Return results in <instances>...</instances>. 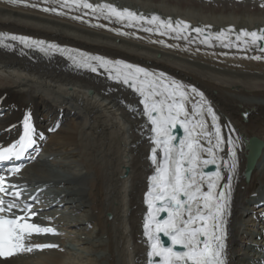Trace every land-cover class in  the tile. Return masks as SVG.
<instances>
[{
	"label": "bare ground",
	"instance_id": "6f19581e",
	"mask_svg": "<svg viewBox=\"0 0 264 264\" xmlns=\"http://www.w3.org/2000/svg\"><path fill=\"white\" fill-rule=\"evenodd\" d=\"M107 1L179 17L212 30L227 25L264 27L261 3ZM0 32L44 39L161 70L204 91L241 146L227 225L228 264L263 263L253 242L256 236L261 237L254 230L257 214L247 210L257 196H264V63L223 57L219 50L197 51L190 43L165 49L148 37L139 40L119 36L11 6L7 1H0ZM99 72H82L58 55L41 57L15 42L0 48V141L10 143L20 137L25 116H29L32 128L44 131L47 137L41 155L26 165L19 182L22 187L45 188L53 193L51 203L55 202V207L60 203L67 206L52 211L51 221L37 219L45 227L66 234V239H58L59 246L23 252L6 264H64L66 245L74 250L75 243L88 245L96 264L146 263L142 193L151 172L147 162L150 140L145 137L150 127L142 118L138 98ZM252 138L262 144L256 157H248L245 149ZM34 243L53 241L45 237Z\"/></svg>",
	"mask_w": 264,
	"mask_h": 264
},
{
	"label": "snow or ice",
	"instance_id": "6c2138e0",
	"mask_svg": "<svg viewBox=\"0 0 264 264\" xmlns=\"http://www.w3.org/2000/svg\"><path fill=\"white\" fill-rule=\"evenodd\" d=\"M13 6L39 7V3H29V0H7ZM45 4L59 5L44 7L45 12L65 15L63 9L69 12L83 11L82 15L73 19L83 20L84 16L93 14L94 18L118 22L122 26L137 28L159 35L175 33V38L185 39L184 33L190 25L184 21L172 22L163 20L156 15L150 18L139 15L129 9L102 3L94 5L89 0H42ZM151 27H144V25ZM103 26V25H101ZM192 32L202 34L204 29L192 28ZM231 33L233 30H227ZM17 41L25 48H35L47 53L58 46L47 44L43 40L18 35H0V45L9 47L6 40ZM211 40L220 41L224 48L241 50L257 49L264 53V30H241L235 41L229 39L225 31L205 37L200 43L208 45ZM227 40V42H225ZM164 43V41H158ZM60 52L65 49L59 48ZM199 51V49H197ZM254 60L264 59V56L254 55ZM68 59L78 69H87L93 73L103 70L108 78L133 89L140 97L143 105V115L147 117L153 134L150 139L155 145L150 157L155 166V174L149 178V191L145 196L148 213L143 224L144 236L147 238L149 264L155 258V264H225V220L231 198V186L236 169V152L233 146L236 141L227 140V160L218 163V152L225 140L218 126V116L211 105L195 87L186 88L175 81L166 83L164 74L158 76L145 69L119 60L111 61L101 56L88 55L82 52H71ZM189 91L200 97L199 102L188 108ZM129 110H132L129 106ZM205 116L210 118L211 127ZM177 126L183 129V137L172 134ZM35 131L30 124V117L25 116L23 136L18 144L0 150V161L19 159L20 156L35 144ZM213 140L215 142H213ZM178 141V143H177ZM215 166V171H205L209 166ZM229 168L227 183L222 170ZM19 167L11 169L18 173ZM14 189V191H9ZM17 185L6 184L4 175H0V264H6L9 258L22 252H32L34 249L56 247L51 244L30 245L26 241L33 235L54 234L51 227L41 226L32 222L38 215L32 210V205L17 203L21 196ZM206 189V190H205ZM13 199L5 200V197ZM35 199V198H33ZM14 209L22 214H15ZM161 213H166L161 216ZM166 237L168 243L161 239Z\"/></svg>",
	"mask_w": 264,
	"mask_h": 264
},
{
	"label": "rangeland",
	"instance_id": "374dc122",
	"mask_svg": "<svg viewBox=\"0 0 264 264\" xmlns=\"http://www.w3.org/2000/svg\"><path fill=\"white\" fill-rule=\"evenodd\" d=\"M63 207L64 206H62L60 209L64 210L65 207L64 208ZM80 214H81V212H80ZM81 215H83V213ZM88 227L89 228H86V231L91 228L90 225ZM68 229L73 230V228H68ZM75 230H77V229H74L73 232H76ZM61 237H64L66 239V234H62ZM64 238H62V239H64ZM86 246H85V244H80V243L76 244L75 243L74 250H71L72 247L67 244L66 248L64 250L65 251L64 253L66 254L65 259H63L64 264H96L95 254L89 250L90 247L88 245H86ZM252 254L253 253H251V256H252Z\"/></svg>",
	"mask_w": 264,
	"mask_h": 264
},
{
	"label": "water",
	"instance_id": "95a60500",
	"mask_svg": "<svg viewBox=\"0 0 264 264\" xmlns=\"http://www.w3.org/2000/svg\"><path fill=\"white\" fill-rule=\"evenodd\" d=\"M251 142H254L255 145L257 146V149L255 151L256 153L254 155V157H256L258 155V150L260 149V147L262 146V144L260 142H258L257 140H255V139H252Z\"/></svg>",
	"mask_w": 264,
	"mask_h": 264
}]
</instances>
